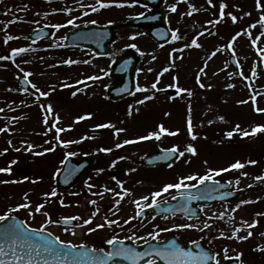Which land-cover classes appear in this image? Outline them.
I'll list each match as a JSON object with an SVG mask.
<instances>
[{
	"label": "rangeland",
	"instance_id": "obj_1",
	"mask_svg": "<svg viewBox=\"0 0 264 264\" xmlns=\"http://www.w3.org/2000/svg\"><path fill=\"white\" fill-rule=\"evenodd\" d=\"M85 1L88 8L96 4V0ZM222 2L226 4V8L224 9L225 15L221 20L220 4ZM71 3L72 0H58L54 6L28 1H11L0 4V52H4L5 57H10L14 49H29L23 52L26 53V70L24 69V71L30 73L29 70H34L35 73H32L29 81L40 82L46 92L48 89L51 90L52 86H60L65 83L67 85L56 87L57 94L55 96L48 95L40 98L32 94L35 92L34 84L30 81V92L26 94V97L30 96V100H35L38 105H42L44 113L48 116V123L45 124L43 117L39 118V116L36 117V122H33L32 116L35 115L29 110L24 116L26 119H30V122L26 123L24 118H19L14 123V127H20V129H15V132L26 131V139L20 136V139L26 143V147L23 149L28 150L29 145L32 148L37 145L36 135L29 133L32 128H36L43 134L50 132V137H56L55 127L67 130L59 134L60 141L53 138L54 142L58 143L59 151L55 158L49 157L40 160L41 157L37 155L36 160L32 161L30 159L32 156L26 158V155L23 154L19 156V163L11 171V174L5 172L0 176V181H21L0 183V215L10 213V216L21 219L33 228H39L42 223L51 220L46 229L53 228L56 221L61 218L80 217L73 222L75 225H82L83 220L91 217L92 223L81 227L80 237H75L77 232L74 229H68L67 232L58 230L57 233L63 241L83 242L92 246L100 244L108 237L109 230L130 218L133 219L136 208L134 201L144 202L142 197L151 196L153 192L160 190L164 183L158 181L155 186H151L140 180L139 184L133 186L132 181L116 178L123 184V187L129 190V194L124 195L116 180L112 179V173H123L122 169L126 167L121 164L123 159L120 161L111 159V162L106 161L104 165H100L97 158L100 154L97 150L85 147L78 151L76 143H71V141H80L85 137L88 142H93V144L98 142L106 147H114L118 143L122 144L125 140L140 141L136 145L137 149H129L136 152L134 157L163 146L160 143L176 145L179 147V151H185V155L178 158L169 170H175L178 175L172 177L173 175L168 174V171L161 169L156 171L159 176L163 177V180L168 182L177 181L184 175L185 177L194 175L196 172H192L191 169H196L200 158H202L201 167L204 166L206 170L223 167L236 161L244 164L243 168L235 171L234 188L241 194L227 208L221 207L220 210H217L220 211L219 217L223 213L221 226L217 228L219 236L218 240L215 235L212 236L210 241L215 247L218 260L228 255H239L242 264H264V235H262L264 233V180L256 179L264 177V155L261 156L262 152L264 153V131L254 135H242V131H250L254 126H264V111L256 110L264 109V60L262 61L264 57V35H262L264 25L260 23L261 17L264 16V7L258 9L257 0H211V3L209 0H205L201 7L204 19H201L196 17V12L200 10L196 0L195 2L192 0L186 2L185 0H170L168 4L176 5V11L170 17V22L179 28L180 32L177 33L179 37L180 35H187V37L176 39L161 50L156 45H150L145 41L142 38L143 34L128 28L117 31V39L112 46L111 55L99 60L94 59L93 55L90 56L77 50L57 48L54 44L62 41V38L54 31L48 42L31 45L27 34L36 24L49 23L44 15L47 9L59 7L67 14ZM76 3H78L77 0ZM260 3L264 6V0H260ZM81 7L86 8L87 5ZM189 12L192 14L189 15ZM229 13L237 17L236 22H233ZM129 15L128 11L127 16ZM64 19L63 17L62 20ZM214 19L220 22L218 27L214 23H210ZM53 21L58 20L54 19ZM253 24L256 27H250ZM70 30L69 28L62 29L59 35H65ZM3 32L4 35L12 36V40L16 39V42L10 43L11 40H9L8 44L3 46L1 42L5 43L7 37L1 38ZM238 33L239 35H237ZM130 37H135V39ZM193 39L197 40L199 47L191 46ZM253 40L256 41L255 45H253ZM48 44L52 45L49 46V50H45L44 47ZM229 44H231V48H229ZM131 45L136 47H131ZM126 49L135 50L139 56L136 68V89L130 97L122 101L108 102L105 98V91L113 82L108 77L110 65L113 59ZM228 51L236 56L239 63H247V67L242 70L241 75H232L231 67L227 63L226 53ZM65 60L77 61V63L68 65L63 63ZM54 63L57 65L58 71L52 68ZM165 68L169 70L165 72ZM251 68L258 72V75L253 76ZM13 70L15 71L6 70L9 72L7 75L4 73L7 76L4 78L8 83L0 86L2 89L0 106L5 105L4 99L7 96H12L9 94L8 87L21 76L19 69ZM93 76L100 78L89 79ZM197 77H199L200 83L205 85L203 88L197 82ZM157 79V87L153 89L152 85L157 82ZM165 79L169 82H165ZM69 82L73 83V88L70 87ZM179 83L183 84L184 91L177 93L176 89L181 85ZM228 85H234V87H228ZM13 88L14 91H18L16 85ZM138 88L146 90L137 91ZM167 89L175 91L176 95L172 98L167 96L164 92ZM73 92L76 93L75 96H73ZM59 94L62 97H59ZM146 97L152 98L147 99V102L138 103V101H144ZM253 97H255V102H253ZM68 99L74 100V102ZM241 101H247V103H241ZM48 105L52 107L50 113L44 110ZM130 112L131 114H129ZM81 116H90V118L78 121L77 118ZM188 119L192 121V134L196 137L194 140L188 132ZM10 121L6 117L0 118V125L11 127ZM105 123H111L115 127L96 128L97 125ZM53 124L55 127H52ZM161 124L169 131L179 130L178 134L175 136L164 134L159 140L152 138L147 142L139 139L147 136L146 133L144 134L145 130L158 128ZM237 125L242 131H236ZM217 128L222 132L226 130V134L229 131L233 132L231 138L225 135L232 141L224 136L221 138L229 140L228 142L231 143L229 145L233 148L232 157L222 156L221 151H227V149L221 150V147H224L227 141H221L219 135L214 132ZM117 129H124V131L117 133ZM44 130L46 131L43 132ZM154 132H158V129H155ZM81 134L84 136L81 137ZM64 135H66L65 138ZM233 138L240 139V141H233ZM61 141L68 142L67 146H64ZM108 142L109 144H107ZM25 143L21 142L22 145ZM189 144L195 147V155L186 152V146ZM39 150V146L35 147V149H31V153L36 155L35 153H38ZM67 153L75 159L89 156L93 164L77 180L72 189L62 192L55 188L53 179ZM101 154L106 155L105 153ZM121 154L117 153L116 157L120 158ZM249 161H256V163L252 164ZM113 162H115L114 167L112 166ZM127 165L130 166L126 169H131L132 166H137V163H128ZM8 167L7 165L0 166V168ZM246 167H249L250 170ZM26 169L31 174L27 180L24 179ZM101 169L103 171H100ZM243 173H247V175H243ZM123 174L126 176L125 173ZM199 174L201 173L197 172L195 175L199 176ZM143 175H141L142 178ZM237 180H239L238 184ZM86 181L87 184L93 186L91 189L86 186ZM106 189H111V191H106ZM53 190L56 192L55 196L50 195ZM25 193L28 194L27 199H25ZM46 193L49 194L47 197L44 196ZM117 193L123 195L124 198L120 199V195ZM90 201L96 203L92 204ZM117 201H119L118 204ZM241 201L250 202L241 204ZM23 203H28L30 208H18V205ZM41 203L45 205L41 211L47 212V217L35 212V207ZM238 204L241 206L233 212L232 209L236 208ZM13 209L17 210L12 211ZM97 209L99 210L97 214L92 216V213ZM30 212L33 215L30 216ZM111 220H116L119 223L109 227L106 221ZM245 221L248 223L245 224ZM171 222V220H168L167 223L158 222V226H154L155 222L146 224L140 237H149V233L162 226H169ZM253 222H255V226L248 227V224ZM98 224H105V227L96 228ZM89 228H96V230L89 232ZM197 228L200 230L198 226ZM237 228L240 231L236 233V237L230 238L233 237V232ZM210 230L209 227L207 230L200 231L204 236ZM249 231L253 233L251 237L239 239V237H246ZM73 232L75 235L72 234ZM207 241L210 243L209 240Z\"/></svg>",
	"mask_w": 264,
	"mask_h": 264
},
{
	"label": "snow or ice",
	"instance_id": "obj_2",
	"mask_svg": "<svg viewBox=\"0 0 264 264\" xmlns=\"http://www.w3.org/2000/svg\"><path fill=\"white\" fill-rule=\"evenodd\" d=\"M98 3V7L95 6H91L92 7V11H98L101 8H106L111 6L108 3H104L103 0H97ZM209 3H211V0H209ZM117 6H123V5H117ZM27 7V6H25ZM264 6L261 5L260 0H257V8L260 9ZM226 8V4H224L223 2L220 4V19L222 20L225 12L224 9ZM172 11H176V7L172 6ZM189 15H191L192 13L189 12ZM85 15H87V13H85ZM228 15L231 16V19L233 20V22H236L237 17L235 15H232L231 13H229ZM246 15H250V14H246ZM15 22V21H13ZM219 21H211L210 23H218ZM91 23H96L95 21H91ZM260 23L262 25H264V16L261 17L260 19ZM67 25H72L73 27H76L75 24V20L74 19H69L67 21ZM66 25H53V27L59 29L60 27H64ZM250 27H256L255 24L251 25ZM178 32V30H177ZM177 32H173V39H180L179 35L177 34ZM202 35V33H201ZM239 35V33L237 34ZM262 35H264V33H262ZM131 39H135V37H130ZM13 39L12 36H7L5 38V43H7L9 40ZM235 40V37L233 38V41ZM256 41L253 40V45H255ZM55 46V45H54ZM191 46H196L199 47L200 45L197 43L196 39H193L191 42ZM131 47H136L135 45H131ZM229 48H231V44H229ZM29 49L27 48H18V49H14L12 51V57H15L17 55H19L20 53L26 52ZM11 57H5V56H0V60H5V59H10ZM63 63L71 65L73 63H77V61H72V60H65ZM169 69L165 68L164 71L167 72ZM151 71V69H150ZM203 71V70H201ZM32 75V73L29 72H25L24 73V80L27 81L28 77ZM252 75L255 76V70H253ZM100 77L98 76H93V77H89V79H99ZM175 79V78H174ZM197 82L200 83L199 81V77H197ZM157 83H158V79L156 83H153L152 88L156 89L157 87ZM205 85L200 83V87H204ZM34 88H36V91L39 92L40 96H47L48 93L42 92L40 91L39 88H37L35 85H33ZM171 87V86H169ZM209 87H211L209 85ZM228 87H234V85H228ZM146 89H140L138 88L137 91H144ZM177 93H180L181 91H184L183 89H180L179 87H177L176 89ZM76 93L73 92V96H75ZM189 95H191V93L189 92ZM152 97H146L145 99H151ZM253 102H255V97L252 98ZM138 103H144L143 100L138 101ZM241 103H247V101H241ZM46 112H51L52 111V107L51 105H48L46 109H44ZM257 111H264V109H256ZM0 111H3V109H0ZM131 114V112L129 113ZM85 118H90L89 117H85V116H81L78 117L77 120H83ZM58 117H57V121H58ZM221 119H223L221 117ZM44 123L47 124L48 123V117L45 116L44 117ZM188 132L189 135L192 137V139H196L195 135L192 134V121L191 119H188ZM52 127H55V124L52 125ZM115 126L112 125L111 123H105V124H99L96 126V128L98 129H103V128H114ZM6 129H0V132L5 131ZM66 129H62L59 127H55V132H56V140L60 141V136L59 134L62 131H65ZM117 133H119L120 131H124V129H117L116 130ZM179 130L176 131H169L168 129H166L164 127V125H159L158 126V132H151L149 133L147 136H143L140 137V140H148V139H152L155 138L157 140H159L161 138L162 135L167 134L170 136H175L178 134ZM236 131H242L240 129V126L237 125L236 126ZM264 131V126H255L252 128L251 133L247 132V131H242V135L243 136H248V135H254L258 132ZM229 138H231L233 136V132L229 131L226 134ZM78 141H71V143H77ZM137 141L134 140H125L123 141V144L118 143L116 145L117 148L122 147L124 144H130V143H135ZM9 143H11L9 141ZM61 143L64 144V146H67L68 142H62ZM32 146L29 145V149ZM5 152L7 151V149L4 150ZM16 151H20V149H16ZM45 151H54V149L49 148L46 149ZM98 151L100 152H111L112 149L111 148H99ZM186 152L191 153L192 155L196 154V149L194 146H192L191 144L186 146ZM36 155H42L43 153H35ZM172 154H178L179 157H183L185 155V151H179L177 147H172L171 149L165 150V155L166 156H170ZM120 159H123V157H121ZM16 163L15 160H13L11 162V164ZM249 163L255 164L256 161H249ZM11 164L9 165L8 168H0V172H11ZM113 167L115 166V162H113ZM244 167V164L241 163L240 161H236L235 163L230 165L229 169H222V170H212L209 169L208 172L205 175L202 176H198V175H188L186 177H181L178 182L176 183H168L165 184L163 186V188L160 191H156L153 192L151 194V199H152V204L150 205H145L147 207H151L153 205H155L157 203V198L160 197L162 195V193H166L169 192L170 189H176L178 192L181 189H186L189 187V185L186 183V181H198L200 184L205 183V181H212L213 183H218V181H214L213 177L216 175H220L221 171H228L230 169H241ZM100 171H103V169H101ZM243 175H247V173H243ZM25 180L28 179V177H24ZM113 180H116V177H112ZM256 179L258 180H264V177H257ZM21 181H0V183H18ZM117 184L120 186L122 192L124 193V195H128L129 192L128 190H125L123 188V184L119 181L116 180ZM229 183H231V181H229ZM236 183H239V180L236 181ZM86 186L88 188H92L93 186L91 184H87L86 181ZM192 187H195V185H192ZM249 187H251V185H249ZM106 191H111V189H106ZM49 194H44L45 197H47ZM52 196L56 195L55 190L52 191V193L50 194ZM100 195H103L102 193H100ZM117 195H120V193H117ZM28 198V194L25 193V199ZM124 196L120 195V199H123ZM199 197L190 195L188 196V199H197ZM149 199L148 196H144L142 197V200L147 201ZM173 199H175V196H173ZM250 201H241V204L244 203H249ZM61 203L63 204V201H61ZM90 203L95 204V201H90ZM119 203V201H117V204ZM134 203L136 204L137 208L139 209V211H137L136 216H139L143 211H144V207L141 206V203L139 200L134 201ZM241 205L238 204L236 206V208L232 209V211H236V209H238ZM45 207L44 203L38 204L35 207V212L36 213H40L44 216H48L47 212H42L41 210ZM18 208H30V205L28 203H23L18 205ZM17 209H13L12 211H16ZM99 210L97 209L96 211H94L92 213V216H95L97 214ZM29 215H33L32 212L29 213ZM10 213L9 214H5V215H0V221H5L9 218ZM222 218V216L220 217ZM70 219L72 220H78L80 219V217H71ZM132 219V218H130ZM12 223L11 224H7L5 227H3L2 229H0V264H49V260L46 257L42 258V261H38L37 258L38 257H42V253H47L49 256H52L53 258H55L56 260H58L60 262V264H63L62 259L61 258H66L68 253L65 251L67 249H81L84 248L85 245L80 244V245H76L73 244L72 242H65L63 240L60 239V237L56 236L53 237L51 232H48L47 235H45V231L47 228V224L51 223V220H47L46 222L42 223L41 227L39 228H33L30 227L27 223H25L24 221H18L16 220L15 217H12ZM68 219L65 220V223H68ZM130 220H126L124 221V223H129ZM92 223V218L90 217L89 219H85L83 220V224L82 225H77V227H83L84 225H90ZM107 225L110 227L112 224H118L119 222L116 220H111V221H106ZM245 224H247L248 222H244ZM255 226V222H253L252 224H248V227H254ZM105 227V224H98L96 225V228H103ZM174 228H193V227H197L196 225H191V224H183V225H174ZM211 227V225L208 222H205L203 225V228H209ZM96 228H89V232H93L96 230ZM173 229H160V231H171ZM203 230V229H200ZM240 229L237 228L235 229V231L233 232V237L230 238H235L236 237V233L239 232ZM73 235H75V233H72ZM149 237L153 240L157 239L159 232L154 231L152 233L148 234ZM221 235H223V233H221ZM253 235V233L251 231L248 232L246 237H239V239L243 240V239H247L249 237H251ZM262 235H264V233H262ZM128 239L132 240V243L135 244L136 240H144V237H137L135 236V234H133V236L128 237ZM106 243L108 245H122L123 241L117 240L115 237H112L110 239H108L106 241ZM96 251H100L103 252V250H96V249H92V252L95 253ZM155 254L157 257L163 259L164 261H166V264H206V262L211 258L209 256V254L207 252L201 251L199 255L194 254L192 251H187L184 248H181L178 246V244L175 241H171L170 243H168L167 245H165L163 248H157V249H153L150 252H138L136 251L134 248H126V247H113V249L111 251H108L107 253H104V256L107 259H111L113 257H123L126 260H130L132 261V264H136V261L141 259L143 256L145 255H151V254ZM11 256V259H6V257ZM237 259H239V257H237ZM97 264H106V259H98L97 260ZM148 264H154V261L149 260Z\"/></svg>",
	"mask_w": 264,
	"mask_h": 264
},
{
	"label": "flooded vegetation",
	"instance_id": "obj_3",
	"mask_svg": "<svg viewBox=\"0 0 264 264\" xmlns=\"http://www.w3.org/2000/svg\"><path fill=\"white\" fill-rule=\"evenodd\" d=\"M29 1H35V0H29ZM130 1L132 0H118L117 1L118 5H123V6L114 7L112 11L110 8L100 9L99 12L97 13L96 20H93L92 18L88 16L85 19H82L80 24H77L78 20H75L76 27L74 28H84L91 24H96L100 26L113 24L117 27V31H118V30L125 28L124 24L128 19H131L137 16H142L151 10L148 8L145 9L139 6L130 5L129 4ZM39 2L44 5H50V4L53 5L56 3V0H39ZM168 3H170V0H153V5L157 6V8L154 9V15L157 16V18H161L162 14H164V20H166L169 28H172V22H170V17L174 15V11L171 10L173 5H170ZM127 4L130 7L129 9L127 7ZM128 11L130 12V14L134 13L129 18H127ZM88 13H94V12L88 11ZM60 17H63V15L61 14ZM71 17H74L77 19L78 15H72ZM91 21H95L96 23H91ZM57 23L58 21H54V22L50 21L49 24H45V25L46 27L47 26L52 27L53 25H57ZM60 25H67V22L62 21ZM130 30L134 32H139L140 34H144V31L141 30L140 28L130 29ZM108 148H111L112 151L105 153L106 161H110L111 159H116L120 161L122 160L120 158L123 157V160L121 162L123 166L129 167L130 165H127L128 163H135V162L137 163V166H134V167L132 166L131 169H126V167H124L125 169L124 168L122 169V172L125 173L126 176H124L123 173H119V172L112 173V176L119 177V179L128 178L131 180H138V182H140V180L141 181L143 180L142 182H147L151 186H155L158 183V181L164 183V185L173 182V181L168 182L165 179L163 180V177L159 176L158 173H156V171H159V169H161L162 171H168L167 172L168 174H172L171 171L169 170L171 165L157 167V168L144 167L140 165V159L142 155H137L134 157L133 155L136 154V152L129 150V149H137L136 144H132V143L124 144L122 147H120V150H118L119 148H117L116 145L114 147H108ZM164 149H168V148H164ZM117 153H122L120 158L116 157ZM219 168L220 167L212 168V170H218ZM205 170L206 168L203 166L200 168L199 171L203 175H205L209 169L206 170V172H204ZM142 174H144L143 178L141 177ZM232 176H233V173L228 172V173H225L223 176L216 175L213 177L214 181H218V183H227L229 186L228 190H222V192H216L213 194L214 196L222 195L223 192L229 193L232 191H236L234 188L235 180L233 179ZM229 181H231V183H229ZM205 182H212V181H205ZM186 183L189 185V187H192V185H196L194 181H186ZM176 191H177L176 189H172V190H169V192L162 193V195L157 198L156 204L163 203V202H172L173 196L177 195ZM240 194L241 193L239 192L238 197L240 196ZM190 195L191 194L185 195L186 202H187L185 203V205L189 209L186 217L180 214H172L169 216H165V215L154 216L152 212H147V209L150 207L145 206V205L152 204L151 196H149V199L147 201H144V202L140 201L141 206L144 207L143 212H145L139 215L142 217L136 216L137 211H139V209L136 206L134 213H133L134 214L133 219H130L131 221L127 224L121 223L119 226H116L114 229L109 230L108 235H107L108 237H106V240H104L103 244L100 246H104V248L108 247V244L106 243V241L112 237H115L117 240H120V241L132 243V240L128 239V237L133 236V234H135V236L137 237H140L141 233L144 232V226L146 224L155 222L154 226H158L157 225L158 222L167 223L168 220H171L172 222L169 226H166V227L162 226L156 230L157 232H159L160 235L162 234V236L158 235L157 239L155 240L164 241V240L171 238L173 240H176V242L182 244L185 247L189 245L198 244L200 247L214 251L217 264H220L225 258H230V257H239V262L240 264H242L239 255H228L222 258L221 260H218L215 247L212 246V243L210 241V239H212L211 238L212 236L215 235L217 240L219 236L217 228H220L221 226L223 213L220 214V217L222 216V218H220L218 215L220 211H217V210L218 209L220 210L221 207L227 208L238 197L236 199H233L227 202H221V201L217 202L216 200L212 202L210 199H202V198L189 200L188 196ZM205 222H208L211 225L210 229L212 231L211 230L207 231L204 234V236H203V233L197 227H193V228H174L173 227L174 225L191 224V225L198 226L200 229L207 230L209 228H203L204 224L202 223H205ZM166 228L173 229V230L160 231V229H166ZM149 240H152V239L150 237H146L144 240L138 239L136 240L135 244L139 245ZM207 240H209L211 244ZM97 248H100V247H97Z\"/></svg>",
	"mask_w": 264,
	"mask_h": 264
},
{
	"label": "water",
	"instance_id": "obj_4",
	"mask_svg": "<svg viewBox=\"0 0 264 264\" xmlns=\"http://www.w3.org/2000/svg\"><path fill=\"white\" fill-rule=\"evenodd\" d=\"M37 34L33 32L30 37L33 39H39L40 37H43V35ZM93 34H89L88 36H84L85 38H78L81 40H89L92 37ZM91 36V37H90ZM97 36V35H93ZM78 36H75V33H72L71 35L67 36V40L70 41V44H74V38ZM99 36H97L94 41L98 40ZM169 40V34L165 32L163 35H158L156 37V41L159 42V44H166ZM113 41L112 35H108L104 39V49L105 52H102V54H106L108 52V48L110 43ZM81 44V45H82ZM86 45V44H84ZM89 46V45H87ZM231 63H234L233 58H230L229 60ZM137 63V58L134 56V53L132 51L124 52L121 56H119L116 60L114 65L112 66V70L110 75L112 77H115L118 79L117 83L113 85V87L107 92L108 97L111 100H117L121 99L127 95H129L133 88H134V74H135V65ZM20 87L23 90H27L26 81L19 80L18 81ZM173 156H166L165 152H156L155 154H151L146 156L142 163L143 164H149L152 166L155 165H162L169 160H171ZM90 165V162L87 158L81 159L79 161L74 160L73 158H67L64 161V164L59 171V173L56 175V185L59 189H68L71 188L76 179L79 175H81ZM17 220V219H16ZM19 221V220H18ZM12 218H8L5 221L0 222V229L5 227L7 224H11ZM46 235V234H45ZM132 247V246H131ZM129 248V247H128ZM138 252H145V247H136L134 248ZM68 255L66 258H61L63 264H97L98 259H106V264H132V261L126 260L121 257H113L111 259H107L104 256V252L96 251L93 253L91 250L87 248H82L79 250H73V249H67L65 250ZM46 257L49 260V264H60L58 260L53 258L52 256H49L47 253H42V257H38V261H42V258ZM146 258H149V256H143L141 259L136 261V264H145L147 262ZM6 259H11V256L6 257ZM156 264H166V261L160 258V261H158ZM226 264H230V262H227Z\"/></svg>",
	"mask_w": 264,
	"mask_h": 264
},
{
	"label": "trees",
	"instance_id": "obj_5",
	"mask_svg": "<svg viewBox=\"0 0 264 264\" xmlns=\"http://www.w3.org/2000/svg\"><path fill=\"white\" fill-rule=\"evenodd\" d=\"M5 146H6V145H5ZM6 149H7V153H8V152H9V150H8L9 148H8V147H6ZM7 156H8V155H7ZM0 158H1V157H0ZM6 158H7V157H6Z\"/></svg>",
	"mask_w": 264,
	"mask_h": 264
}]
</instances>
